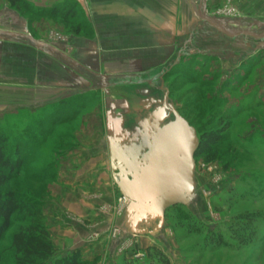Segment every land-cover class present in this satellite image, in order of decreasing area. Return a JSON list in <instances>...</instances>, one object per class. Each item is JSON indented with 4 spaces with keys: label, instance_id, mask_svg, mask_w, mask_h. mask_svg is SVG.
Segmentation results:
<instances>
[{
    "label": "rangeland",
    "instance_id": "374dc122",
    "mask_svg": "<svg viewBox=\"0 0 264 264\" xmlns=\"http://www.w3.org/2000/svg\"><path fill=\"white\" fill-rule=\"evenodd\" d=\"M123 2L129 7L123 13L131 18V25L123 26H138L143 32L141 41L125 43L124 58L119 60L126 64L114 52L88 55V45L97 53L112 52L111 44L95 40L96 25L91 21L96 7L106 8L109 0H62L51 5L44 0H0V133L11 153L20 147L24 160L19 175L5 189L25 205L0 238V264H14L13 235L35 226L47 229L63 256L58 246L65 241L57 228L49 230L45 212L50 208L59 216L58 223L76 225L71 228L76 235L86 236L84 246L66 252L78 251L88 264H159L153 251L149 253L151 248L169 264H264V48L253 49L264 39L222 35L200 18V0ZM201 6L203 15L232 31L264 20V0H201ZM219 47L228 48L229 55L209 51ZM135 54L141 55L142 67L136 57L130 58ZM229 56L237 66L233 74L222 69ZM77 62L94 70L92 66L98 65L103 75L85 73ZM236 84L245 88L240 96L249 95L237 113L221 93L222 86L231 89ZM166 97L168 106L191 123L198 140L212 132L226 135L207 155L194 157V171L185 181L148 204L124 200L123 195L100 203L91 188L73 187L79 199L56 197L63 188L47 182V166L55 159L52 151L95 138L76 133L82 122H72L73 117L83 111L123 116L101 122L111 129L104 138L111 150L109 182L121 192L115 174L136 177L150 140L174 120L172 115L163 123L152 119ZM94 124L95 130L101 129L100 122ZM115 127L122 130L116 132ZM68 203L71 208L97 206L105 216L104 237L99 238L87 219L67 213ZM219 238L226 247L218 245ZM100 239L101 248L92 249ZM86 248L90 257L82 253ZM112 252L116 259L111 262Z\"/></svg>",
    "mask_w": 264,
    "mask_h": 264
},
{
    "label": "crops",
    "instance_id": "0c3cea01",
    "mask_svg": "<svg viewBox=\"0 0 264 264\" xmlns=\"http://www.w3.org/2000/svg\"><path fill=\"white\" fill-rule=\"evenodd\" d=\"M59 1H62V0H44V3L51 5ZM123 1L124 0H109L110 5L108 4L106 8L101 7L100 11H99V8L96 7L95 15L93 14L91 18L92 23L96 25L95 40L102 41V43L111 44L110 48H112L111 49L112 52L110 54H106L104 51L103 52L99 51L97 53L98 50L94 48V45L91 47L90 45H88L89 46L88 48L91 49V54L88 53V55L95 56V57L96 56L101 57V56H111L115 53V57L117 58V60L126 64L124 59L119 60L120 58H124L122 57V55H125L124 49L126 48H123V47H126L125 43L127 41H130L131 39H136L139 41L143 39V32L140 30L138 26H132L129 28L123 26V25H131V18L127 14L123 13L125 12L124 11L125 8L128 7L126 6L127 3ZM92 9H94V4L92 6ZM104 10H106L105 13H104ZM142 24H143L142 21L139 22V25H142ZM212 41L222 43V40H220V38H214L212 39ZM212 41L210 40V42ZM92 51H93V55H92ZM209 51L213 53H220V54H227V55H229L230 53L228 48H226V50L225 49L223 50L220 47L219 49L215 48L214 50L211 49ZM95 52L97 54H95ZM135 57L136 59H138L137 61L138 65L142 67L143 63H140L142 62L141 55L135 54L134 57L131 56L130 58L134 59ZM130 58L129 56H127V61L129 65L132 63V59ZM230 59L231 58L229 56L228 60L221 63L223 73L225 72L228 74H233L232 69H237L236 68L237 66L233 65V63L230 62ZM77 63L79 64L78 68L83 69L85 73L92 74L95 77H100L103 75L102 71H100L101 68H99L98 65L92 66L93 68L97 69V70H94L92 68H89V66L83 63H79V62ZM235 71L238 72L237 70ZM239 87L240 86H237L236 84L231 89L226 88L225 85L222 86L221 88V91H222L221 93L223 97L227 99L225 101V104L229 107V109L236 107L237 108L235 111L236 113L241 109V107H243V105H245V103H247L246 96H249V95L245 96V94H244V97L240 96L243 94V90L245 88L243 85L240 88ZM136 94L137 93H133L135 97H137ZM64 97L60 98V101H62ZM129 100H131V97L129 98ZM48 101L50 104L53 103L52 101L50 102V99ZM110 117L108 113L101 114L100 112L83 111V112L78 113L75 117L71 119L72 122H78V121L82 122L81 128L78 131H76V133L85 132L86 134H81V136L89 135L87 137L91 138L94 135L95 138L91 142H83L81 146L73 147L72 145H69V144L64 145V146L61 145L59 150L52 151L55 154L54 162L56 164L54 162L48 164L47 168L49 169V172H47L48 173L47 182L51 183V185L53 186H60L63 188L61 192L59 193V196H56V197H60L62 198L61 200H67V201L71 199L75 200L77 198V196L76 197L74 196V193H75L74 190H76V188L77 189L91 188L93 194L96 195L95 196L96 200L99 201L100 203L102 202L105 204L107 202H112L118 196L122 195L121 192H119V190H116V187L114 186V184L112 186V184H110L109 182V170L111 168V160H110L109 154L111 150H109V144L106 140H104V138L109 136L111 129H109V127H105L106 125H104L103 127L101 122H107L110 119L115 120L116 117H120L119 120H121V117L123 116L120 113H118L116 116H110ZM96 121L100 122L99 125L101 129L95 130L96 124H94V122ZM83 122H85L86 124L85 126ZM114 129L116 132H120L122 130V127L120 128L115 127ZM98 141L100 145L95 144ZM108 185L110 186V188H107ZM73 187H76V188H73ZM93 194L91 195L93 196ZM86 199L87 198L85 197L81 198V200H86ZM48 200L49 202L50 201L55 202V200H50V199ZM67 206H68L66 208L67 213L70 212L71 216H75V217L78 216L79 218L87 219L88 221H90L89 223H91L93 227L97 228V231L101 235V236L99 235V238L104 237L106 233L105 232L106 229L103 226L102 218L105 216L99 213L97 206L93 207L91 205L87 208L83 206H80V208H75V207L71 208L70 207L71 205L69 203ZM49 210L51 211L50 213L45 212L50 217V221H49L50 229L49 230L53 232L57 228L59 230L60 236L62 237L61 238L62 241H65V243H63L64 246H62V248H60V246H58L59 248L57 247L58 251L62 255H65L68 252L75 249L77 245L84 246L86 242L83 239H85L86 236L84 234H81V232H80V235L78 234L76 235L75 233L76 231L71 229V228H77V226L76 225L74 226L71 223H66V224H63V222L58 223L59 216L55 214V212L52 211L51 208ZM99 228H101V230ZM52 232H50V234H51V237L53 238L56 235H54ZM101 245H103V241L100 239L99 241L97 240L96 243H93V245H91L92 246L91 248L99 249L101 248ZM66 249L68 250V252H66L67 251ZM87 251L88 249L86 248V250H82V253L83 254L87 253ZM113 254L114 252H112L109 255V259H111V262L115 261L116 259ZM87 255L88 257H90L89 256L90 254L87 253L86 256Z\"/></svg>",
    "mask_w": 264,
    "mask_h": 264
},
{
    "label": "water",
    "instance_id": "95a60500",
    "mask_svg": "<svg viewBox=\"0 0 264 264\" xmlns=\"http://www.w3.org/2000/svg\"><path fill=\"white\" fill-rule=\"evenodd\" d=\"M198 14L228 38L252 36L257 40L264 39V20L253 22L248 29L232 31L220 21L203 15L201 0ZM253 27L263 31L252 32ZM262 47L264 48V40L259 41L253 49L256 51ZM171 115L174 120L164 124L150 140L142 155L143 165L139 167L137 176L128 179L121 173L115 174V181L122 195L136 204H148L159 199L179 186L194 171V154L199 144L196 130L176 110L168 106L167 97L163 105L152 113V119L163 123Z\"/></svg>",
    "mask_w": 264,
    "mask_h": 264
},
{
    "label": "trees",
    "instance_id": "16d2710c",
    "mask_svg": "<svg viewBox=\"0 0 264 264\" xmlns=\"http://www.w3.org/2000/svg\"><path fill=\"white\" fill-rule=\"evenodd\" d=\"M189 124L191 125V123ZM225 139L226 135L218 132L200 135L194 157L202 154L207 155L216 143ZM7 147V138L0 133V238L10 227L11 217L15 213L25 210V205L18 201L15 193L5 189L7 183L19 175L24 165L23 158L19 156L20 147H15L13 153ZM218 241L220 247L227 246L222 238H219ZM12 248L15 253L14 264H88L82 260L78 251L63 256L58 255L47 229L43 226H35L26 231L15 233L12 237ZM151 251L159 264H169L157 249L151 248L149 253Z\"/></svg>",
    "mask_w": 264,
    "mask_h": 264
},
{
    "label": "built area",
    "instance_id": "2783aa9c",
    "mask_svg": "<svg viewBox=\"0 0 264 264\" xmlns=\"http://www.w3.org/2000/svg\"><path fill=\"white\" fill-rule=\"evenodd\" d=\"M124 200H127V199L124 197Z\"/></svg>",
    "mask_w": 264,
    "mask_h": 264
}]
</instances>
